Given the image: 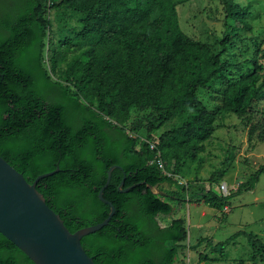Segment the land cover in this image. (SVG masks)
<instances>
[{
  "label": "trees",
  "instance_id": "16d2710c",
  "mask_svg": "<svg viewBox=\"0 0 264 264\" xmlns=\"http://www.w3.org/2000/svg\"><path fill=\"white\" fill-rule=\"evenodd\" d=\"M41 3L0 0V156L28 183L58 166L57 173L37 182L36 190L71 233L108 216L110 207L98 192L108 169L118 166L102 193L115 214L107 226L82 237V248L94 264H175L187 238L185 221L173 218L161 226L158 216L171 215L172 206L151 188L166 183L181 189L175 176L213 139L218 117L249 115L264 98L254 70L226 81L217 113L205 110L198 99L200 88L234 66L221 56L234 41L245 39L240 31H251L249 6L222 0L230 28L219 40L220 51L213 53L182 32L172 0H49L47 10L65 8L78 15L79 37L98 35L68 64L70 86L52 82L42 67L48 20ZM55 65L53 60L51 69ZM133 107L161 113L146 130L153 150L146 141L137 149L135 138L125 133L122 125ZM183 111L190 112L180 126L151 138L153 130ZM109 131L123 140L113 141ZM157 152L163 170L154 161ZM262 173L264 164L237 185L234 195L252 191ZM207 196L203 203L213 209L230 199L212 191ZM239 236L255 254L264 252V242L242 230L206 244L222 252ZM0 264L33 263L0 234Z\"/></svg>",
  "mask_w": 264,
  "mask_h": 264
},
{
  "label": "rangeland",
  "instance_id": "374dc122",
  "mask_svg": "<svg viewBox=\"0 0 264 264\" xmlns=\"http://www.w3.org/2000/svg\"><path fill=\"white\" fill-rule=\"evenodd\" d=\"M172 1L182 32L213 53L219 52V40L230 28L222 0ZM234 1L249 6L246 20L251 31H240L239 36L245 39L234 41L221 56L222 60H232L234 66L229 72L198 90L201 106L214 113L220 110L226 81L235 82L256 70L258 84L264 85V0ZM48 3L49 0L41 3L46 10ZM46 19L42 67L52 82L72 86L73 79L66 77L68 64L95 44L98 35L79 37L78 15L65 8L47 10ZM53 60L56 65L51 69ZM251 110L242 117L228 114L218 117L213 139L204 143L196 159L186 160L181 173L175 176L181 189L166 183L151 188L172 206L171 215L158 216L161 226L168 225L173 218L185 221L187 238L178 248L175 264H264V252L255 254L244 237H237L222 252L206 244L207 239L214 245L239 230L253 233L264 242V173L252 191L234 195L237 185L246 182L264 164V98L254 103ZM188 112H175L171 120L151 132V138L180 126ZM160 114L151 108L130 109L129 118L122 126L128 136L135 138L137 149L147 140V127L155 126ZM221 184L227 185L230 199L219 209H213L203 201L208 198V191L220 195ZM170 194L177 200L168 198Z\"/></svg>",
  "mask_w": 264,
  "mask_h": 264
},
{
  "label": "water",
  "instance_id": "95a60500",
  "mask_svg": "<svg viewBox=\"0 0 264 264\" xmlns=\"http://www.w3.org/2000/svg\"><path fill=\"white\" fill-rule=\"evenodd\" d=\"M114 168L118 166L108 169L106 182L98 192L99 200L110 207L108 216L100 223L71 233L36 190L37 182L57 173L58 166L28 183L0 156V234L33 264H94L82 248L81 239L107 226L115 214L114 206L102 197ZM123 183L124 180L120 182V188ZM128 191L126 188L121 192Z\"/></svg>",
  "mask_w": 264,
  "mask_h": 264
},
{
  "label": "built area",
  "instance_id": "2783aa9c",
  "mask_svg": "<svg viewBox=\"0 0 264 264\" xmlns=\"http://www.w3.org/2000/svg\"><path fill=\"white\" fill-rule=\"evenodd\" d=\"M146 142L149 143V147H150V149L153 150V149L155 148L153 143H150V142H148V141H146ZM154 161L156 162V164L158 165V167H159L161 170H163L162 162H161V160H160V158H159V153H158V152L156 153V155H155V157H154ZM218 190H219L220 195H222V196H227V194H228V187H227L226 184H221V185L218 187Z\"/></svg>",
  "mask_w": 264,
  "mask_h": 264
},
{
  "label": "flooded vegetation",
  "instance_id": "af4514ba",
  "mask_svg": "<svg viewBox=\"0 0 264 264\" xmlns=\"http://www.w3.org/2000/svg\"><path fill=\"white\" fill-rule=\"evenodd\" d=\"M109 135L113 141L119 142V141L123 140L122 135H118L117 133H115L113 131H109Z\"/></svg>",
  "mask_w": 264,
  "mask_h": 264
}]
</instances>
